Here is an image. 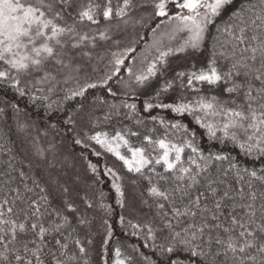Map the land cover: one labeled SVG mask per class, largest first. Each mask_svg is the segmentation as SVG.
Returning <instances> with one entry per match:
<instances>
[{"label": "snow or ice", "instance_id": "6c2138e0", "mask_svg": "<svg viewBox=\"0 0 264 264\" xmlns=\"http://www.w3.org/2000/svg\"><path fill=\"white\" fill-rule=\"evenodd\" d=\"M233 4L234 0H121L115 6L113 0H0V83L24 95V87L29 84L33 88L41 85L38 91L55 93L61 81L67 84L71 80L77 87L69 89L65 98L84 97L98 84L87 79L81 82L85 66L75 61L74 56L69 58V51L79 50L91 60L93 50L101 47V42H119L113 41L107 25L103 30L97 27L95 32L83 31L80 26L87 23L90 28L114 20L128 24L133 22L138 9L151 8L155 17H166L174 23V32L189 35L178 49L158 48L159 56L148 64L146 72L136 75L132 68H127L130 80L123 85L134 92L150 78L157 77L161 71L159 65L166 64L169 55L189 48L199 49L209 25ZM169 5L177 9L171 15ZM153 32L156 34L155 29ZM223 34L225 39L217 41L219 48H214L206 68L179 72L176 79H186L182 87L192 88L194 82L219 87L221 93H227L226 99L212 95L201 96L194 102L163 103L159 97L175 87L174 80L165 81L145 110L159 107L180 114L202 113L196 116L197 123L207 129L211 138L230 140L245 155L262 159L264 0H241L239 10H233ZM156 43L163 44L162 35ZM112 55L114 65H124L123 58L116 53ZM218 59L226 62V70L217 66ZM118 72L119 68H115L106 75L104 85ZM194 91L199 93L198 88ZM108 92L116 95L111 88ZM111 107L116 109V105ZM123 107L135 112L137 106L132 103ZM208 117H220V122L209 123ZM109 118L110 115L105 116ZM69 122H74L71 117ZM160 124L164 125V121ZM168 127L183 128L187 134V129L178 123ZM218 131L222 137H217ZM129 132L146 142L145 145L130 146L121 132L111 139L103 132L87 139L113 153L129 172L142 174L150 165L162 168L160 172L150 168L157 182L150 181L147 189L149 196L155 198L158 230L165 234L166 243L160 245V264H264V168H241L223 154L205 156L192 141L175 143L167 138V133L154 138L149 134L141 136L138 131ZM113 141L117 142L115 146ZM121 143L131 158L121 153ZM186 148L195 155L185 158ZM152 152L157 155L153 156ZM223 161L228 162L229 168L217 174L214 162ZM91 167L95 171V166ZM107 171L112 173L110 168ZM230 173L232 178L227 179ZM114 187L122 197L125 195L119 185ZM68 192V188L62 189L63 194ZM50 195L47 187L10 161L7 169L0 171V264H88L86 244H91V240L82 241L77 229L90 221L83 214L76 217L74 201L63 199L60 205H53ZM146 227L155 239L153 226ZM113 264H132V257H124L117 247Z\"/></svg>", "mask_w": 264, "mask_h": 264}, {"label": "trees", "instance_id": "16d2710c", "mask_svg": "<svg viewBox=\"0 0 264 264\" xmlns=\"http://www.w3.org/2000/svg\"><path fill=\"white\" fill-rule=\"evenodd\" d=\"M121 0H113V5H118ZM241 0H234V4L226 9L219 17L215 18L214 24L209 26L206 40L203 46L199 49H187L184 52L169 55L167 63L159 65L161 68L157 77L150 78L144 86L136 88V93L131 95H123L119 92L115 96L108 92V88H114L116 85V78L110 80L106 85H99L94 89H89L88 92L82 98H75L67 104L68 110H50L46 108L43 110L34 111L37 103L21 95L17 89L10 87L8 84L0 83V171L6 170L8 162L17 169H23L29 176L38 180L43 187H47L51 195L49 199L53 205H60L63 196L52 193L48 185L42 178L33 163V158L30 155V151L24 149V143L21 140V136L18 130V123L21 121L17 117L27 118L33 120L36 124L42 126H51L52 124H59V126L65 129L61 131L62 135L69 141V149H76L78 152L76 140L72 128L75 127L74 122L86 123L89 125H98V132L108 134V138L111 139L117 132H121L129 140L130 146L139 147L145 145L141 138L131 136L130 131H138L141 136L144 134L153 135L154 138L162 137L167 133V138L175 143L183 144L187 141H192L194 145L198 146L205 156L210 154H223L231 158L232 162L238 164L241 168H264V158L257 159L254 156L245 155L244 151L239 146L230 140L214 139L208 134L206 128L200 123H197L196 116L203 115L202 113H176L170 109L154 107L151 110H145L147 103L154 102L157 92L160 91L165 81H175V87L170 89L166 94H162L159 97V101L163 103L172 102H188L195 101L201 96L210 98L212 95H220L222 98H227V93H221L219 87H213L206 84H199L194 82L192 88L182 87V84H186V79H176V74L179 72H189L199 68H206L211 61L214 48H219L218 40L223 41L225 36L223 34L224 27L229 23L233 10H239ZM170 15L177 11L172 5H169ZM135 15L137 18V28L132 30V35L136 37L134 51H130L127 55L126 63L124 65L123 73L128 66V60L133 58L142 52L144 47L148 44L149 37L152 31L157 25L162 24L166 17H155L151 8L138 9ZM134 15V16H135ZM117 21V20H114ZM105 22V21H102ZM219 30V31H218ZM222 71L226 70V62L218 59L217 65ZM195 88L199 89V93L194 91ZM18 93H16V92ZM183 98V100H182ZM104 101L101 103L100 101ZM136 104V111L131 112L129 109L123 107L124 104ZM83 105V110L81 109ZM111 105H116V109H112ZM16 107V108H15ZM19 109H18V108ZM18 109V110H16ZM22 109V110H21ZM87 109V110H86ZM89 114L91 117L89 119ZM106 115H110L109 119H105ZM156 117L155 120L151 117ZM72 118V123L69 122V118ZM164 121V125L160 124V121ZM139 121V123H137ZM208 122V121H207ZM180 124L187 129V134L183 128L173 129L168 127L171 124ZM65 124V125H64ZM64 125V127H63ZM61 129V128H60ZM102 129V130H101ZM155 129V133L151 132ZM96 134V133H95ZM194 134V135H193ZM217 137H222L221 132H217ZM115 142V141H114ZM94 144V143H93ZM114 161H116L123 173L135 182L138 201L137 208L139 211L133 210L134 214L131 217L128 214L120 218V207L117 203V195L111 189L110 178L102 177L96 179L95 176H90L89 179L97 182L95 184L98 190H103L106 198L105 202L109 204L110 210L102 208L97 211L93 216L84 215L86 217L94 218V221H98L109 217L111 223V235L107 239L105 230L101 227L93 233L89 224L86 226H79L77 233L82 241L91 240V244H86L88 248V264H113L114 250L119 247L124 257L131 256L132 264H151V261H157L160 264L161 261V249L160 245L166 243L165 234L159 232V219L156 217V208L153 204L155 198L150 197L147 189L151 183L157 182V177L150 171L151 167H155L158 172L162 171L159 165H150L143 170V173L129 172L127 167L120 161L113 153L106 151ZM122 154L130 158L131 154L127 151L125 146L120 148ZM159 149H157V152ZM157 152H152L153 156L157 155ZM189 155H195L191 153L190 149H185L184 156L187 158ZM32 161H31V160ZM90 159V157H89ZM91 160V159H90ZM214 172L218 174L220 170H228L229 165L227 161L214 162ZM117 164V165H118ZM104 178V179H103ZM230 173L227 179H231ZM128 179V180H129ZM32 185V180L27 181ZM39 192V189H36ZM58 196V197H57ZM136 199V200H137ZM72 201V200H71ZM74 201V200H73ZM144 201H147L145 203ZM75 202V201H74ZM151 205V207H150ZM77 208L76 217L84 212L80 211L78 204L75 202ZM108 212V213H107ZM65 214H68L65 212ZM136 215V216H135ZM71 218V216H70ZM99 218V220H97ZM103 218V219H102ZM155 222V223H153ZM75 224V221H73ZM133 225H140L139 228L133 227ZM147 225L153 226V232L155 233V239L148 233ZM137 251H133V249ZM142 254V255H141ZM147 257L148 259H145Z\"/></svg>", "mask_w": 264, "mask_h": 264}, {"label": "rangeland", "instance_id": "374dc122", "mask_svg": "<svg viewBox=\"0 0 264 264\" xmlns=\"http://www.w3.org/2000/svg\"><path fill=\"white\" fill-rule=\"evenodd\" d=\"M136 17L138 18V15H135L133 17V22H129L128 24L112 21L101 22L100 26L92 25L90 28L87 23L80 26L83 31L90 30L91 32H95L97 27H99L100 30H103L105 25H107L111 28L113 41L119 42L118 44H115L112 41L101 42L102 46L93 50L91 60L84 56L79 50H75L74 52L71 50L69 51V58L74 56L75 61L82 63L85 66V73L80 77L81 82L87 79L90 83L95 82L98 86H103L104 77L112 74L115 68H119V72L116 75H113V78H116V85H113L114 88H111V90L123 95L135 94L137 92L136 89L133 92L132 89L126 88L123 85L124 81L130 80L127 68H132V71L136 75L146 72L148 64L159 56L158 48L160 51H165L168 48L178 49L183 45L184 40L188 38L189 34L187 32H174V23L165 20L159 25V27L155 28L156 34L152 31L147 42L148 44L144 47L141 53L134 55L133 58L128 60V66L125 71L121 73L122 70H124L127 55L135 45L136 37H134L135 34L132 35V30L136 29L138 26L136 23ZM68 22L71 23V21ZM161 35L163 36L162 45L156 43ZM84 51H88V49H84ZM113 53H116L117 56L124 59V65H114L113 61L115 57H113ZM178 53L181 52H177L176 54ZM98 57H103V59H99ZM132 83L134 84V80ZM40 87L41 85H37L36 88H33L31 84L24 87V95L37 103V106L32 109L34 111L43 110L45 108L47 111L68 110L67 104L70 103L71 100L82 98H65L69 89L77 87L76 83L71 80L67 84H64L63 81H61V84L55 93L38 91L37 89ZM17 118L19 121L21 119L18 123V130L21 140L24 143L23 145L25 146L24 149L30 151L37 172L42 175V178L48 185L49 189H51L52 193L55 192L58 196H63L64 199L74 200L76 204H78V207L81 208L79 210L84 212L83 215L94 217L95 213L102 208H105V211L110 210L111 205L109 206V204L107 205L105 202L106 195L104 191L101 189L98 190L97 186L93 184V182L96 183L97 181L95 179L92 181L89 178L90 176H95L98 180L101 176L109 177V190L112 189L117 195V203L121 209L120 218L122 219L126 214L129 216L131 215L132 217L134 214L133 210L139 211L136 203V201H138V195L136 194L137 188L135 182L123 173L124 171L121 166L114 161L108 153L106 154L103 147L96 144L94 141L87 139L88 136L97 133L99 130L96 129L99 127L98 125H89L84 122L78 123L77 125V123L74 122L75 127L72 128L74 139L76 141H81L80 144L75 142L78 150V152L75 153L76 149H69V141L61 133V131L65 130L62 128V125L60 127L59 124H52L51 126L44 127L36 124L33 120L29 121L28 117L23 119L22 117ZM208 122L219 123L220 117H208ZM116 143L117 142L113 141L114 146ZM122 146L123 144L121 143L120 148ZM96 153H99V155ZM92 165L95 166V171H93V168L91 167ZM109 168L112 169V173L107 171ZM113 173L115 175H113ZM114 185H119L121 187V190L125 194L123 197L117 192ZM65 187L69 189L67 194L62 193V189ZM89 204H91L90 208L88 207ZM93 217H91V219L86 217L90 221L89 227L91 226L93 233L97 230H101L99 229V227H101L105 230L108 239L111 235L110 218L107 217L105 220L102 218L103 223H101L102 220L96 223ZM97 220H99V218Z\"/></svg>", "mask_w": 264, "mask_h": 264}]
</instances>
